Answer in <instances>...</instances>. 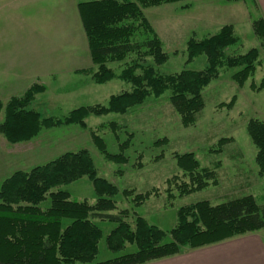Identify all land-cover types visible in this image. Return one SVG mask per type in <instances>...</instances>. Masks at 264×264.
Here are the masks:
<instances>
[{
	"label": "trees",
	"instance_id": "16d2710c",
	"mask_svg": "<svg viewBox=\"0 0 264 264\" xmlns=\"http://www.w3.org/2000/svg\"><path fill=\"white\" fill-rule=\"evenodd\" d=\"M182 1L189 0L80 2L79 13L96 68L82 69L78 73L91 75L96 84L122 79L132 84L131 90L111 95L107 104L80 106L64 118H56L45 117L30 108L36 95L46 89L44 85L34 84L22 96H13L7 103L0 100V114L5 112L4 120L0 122V134L10 143H18L35 138L43 129L72 124L87 128L86 118L92 114H124L147 98L160 97L168 90L182 124H194L197 114L205 106L203 90L220 76V68L224 65L239 67L233 79L243 87L256 70L260 51L251 48L245 54L227 57L224 50L240 40L235 27L227 24L208 38L192 37L187 43V62L205 54L208 60L205 69H183L172 74L157 72L154 65L144 61L152 57L155 64L161 65L168 60L169 54L144 8ZM189 6L188 3L183 8ZM252 25L264 48V18L255 19ZM132 54L136 58L126 61ZM114 62H125L121 72L117 73L111 67ZM252 86L255 90L264 89V78L259 86ZM234 103L233 98L227 106L232 107ZM112 126L115 130V123ZM247 131L257 148L256 163L259 174L263 175L264 121L250 119ZM93 137L109 160L119 161L123 156V152L120 155L107 152L101 137ZM227 140L223 138L219 144ZM177 159L180 168L190 176L189 182L179 185L183 194L206 188L215 176L212 169L201 167L193 153L177 155ZM85 176L93 182L97 196L93 204L72 199L68 191L59 188ZM119 193L117 186L98 176L87 149L68 151L30 170L15 171L0 187V264H144L176 255L186 247L198 248L264 228V212L252 194L215 205L203 200L182 206L178 209L175 227L164 230L136 213L133 226L127 219V209L112 213L117 209L115 197ZM122 193L132 196L136 205H141L150 196V192L133 193L132 190ZM48 196L50 206L41 207ZM96 219L116 224L106 237L112 252H121L128 244L136 245L137 250L97 261L104 232Z\"/></svg>",
	"mask_w": 264,
	"mask_h": 264
},
{
	"label": "rangeland",
	"instance_id": "374dc122",
	"mask_svg": "<svg viewBox=\"0 0 264 264\" xmlns=\"http://www.w3.org/2000/svg\"><path fill=\"white\" fill-rule=\"evenodd\" d=\"M62 2L68 6L69 0ZM261 2L189 0L144 8L146 17L163 41L165 52L169 54L168 60L161 65L155 64L152 57L146 58L144 63L154 65L157 72L172 74L183 69H205L208 65L205 54L187 62L188 41L192 37L198 40L208 38L218 33L224 25L231 24L240 40L226 48L225 55L238 56L247 53L251 48H258L260 56L254 74L240 87L233 79V75L240 68H230L227 65L221 67L220 76L203 90L205 106L197 114L196 122L190 126L182 124L181 115L171 103V91L168 90L160 97L147 98L143 104L134 106L124 114H92L86 118L87 128L72 124L43 129L38 136L29 140L32 141L29 144L31 151L29 156L23 154V159L29 158L30 161L24 160L21 163L22 170L43 165L68 151L87 149L92 155L98 176L107 179L120 190L115 197L117 209L112 213L127 209V219L133 226L137 214L164 230L175 227L177 212L182 206L203 200L215 205L247 194H259L264 180L259 174L256 163L257 148L247 131V124L252 118L264 121V89L255 90L252 86H259L264 78V48L252 25L255 19L264 18ZM188 3L190 6L183 8ZM49 6L47 4L41 9L47 8V13L55 16L58 27L59 11L56 14L49 13ZM48 14L41 12L40 17L43 20L38 22L40 28L45 26V39H50L52 34V27L47 22ZM72 14L74 17L77 15L81 23L78 11H73ZM80 25L84 31L82 23ZM135 58V54H132L126 61ZM110 65L119 73L125 67V62H114ZM94 84L97 89L95 93L78 96L72 94L78 88V80L68 81L58 87L64 95L59 97L56 93L60 99L58 104L51 103L50 99L54 95L47 93L39 96L38 101L30 108L45 117L64 118L77 107L107 104L111 95L132 88L131 83L122 79H114L103 86ZM233 98L234 105L228 107L227 104ZM4 117L5 112L2 111L0 122ZM112 123H115V130ZM93 135L101 137L107 152L114 155L123 152L119 161L109 160L96 145ZM223 138L228 140L219 144ZM124 143L126 145L122 149L121 145ZM187 153H193L202 168L215 171V176L206 188L183 194L179 185L189 182L190 176L178 165L177 155ZM8 174L0 177V187L1 180L9 176ZM59 188L68 191L72 199L87 200L91 204L96 202L93 182L87 176ZM124 190H132L133 193L150 192V196L141 205H136L132 196L123 195ZM50 203L48 196L40 205L47 208ZM96 221L104 232L97 261L137 250L136 245L128 244L121 252H112L107 246L106 237L116 224L98 219Z\"/></svg>",
	"mask_w": 264,
	"mask_h": 264
},
{
	"label": "crops",
	"instance_id": "0c3cea01",
	"mask_svg": "<svg viewBox=\"0 0 264 264\" xmlns=\"http://www.w3.org/2000/svg\"><path fill=\"white\" fill-rule=\"evenodd\" d=\"M261 1L264 8V0ZM80 2L83 1L69 0L67 6L62 0H0V100L3 103L13 96L24 95L34 84L44 85L46 90L38 94L33 103L39 96L50 93L54 95L51 103L58 104L60 99L56 93L64 96L58 87L72 80H78V88L72 94L95 93L97 89L91 75L78 73L82 69L96 68L86 32L80 25ZM47 4L51 7L49 13L59 11L58 27L55 16H50L47 8L41 9ZM73 11H78L81 23ZM41 12L49 15L50 39L44 38L45 26L40 28L38 24L43 20ZM31 142L10 143L0 134V177L23 169L21 163L30 161L28 157L23 159V154L29 156ZM260 177L264 180V174ZM252 195L264 210V183L259 194ZM144 264H264V228L198 248L186 247L176 255Z\"/></svg>",
	"mask_w": 264,
	"mask_h": 264
}]
</instances>
